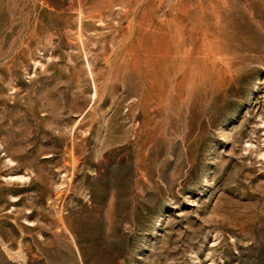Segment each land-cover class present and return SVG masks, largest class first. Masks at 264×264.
Listing matches in <instances>:
<instances>
[{"label":"rangeland","instance_id":"rangeland-1","mask_svg":"<svg viewBox=\"0 0 264 264\" xmlns=\"http://www.w3.org/2000/svg\"><path fill=\"white\" fill-rule=\"evenodd\" d=\"M0 264H264V0H0Z\"/></svg>","mask_w":264,"mask_h":264}]
</instances>
